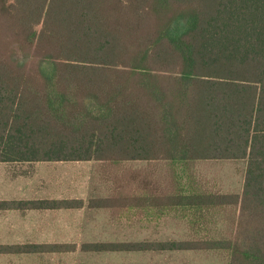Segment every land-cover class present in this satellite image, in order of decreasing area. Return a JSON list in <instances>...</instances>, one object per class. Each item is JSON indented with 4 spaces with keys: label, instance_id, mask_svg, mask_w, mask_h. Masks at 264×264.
I'll return each instance as SVG.
<instances>
[{
    "label": "trees",
    "instance_id": "trees-1",
    "mask_svg": "<svg viewBox=\"0 0 264 264\" xmlns=\"http://www.w3.org/2000/svg\"><path fill=\"white\" fill-rule=\"evenodd\" d=\"M7 1L0 37L34 56L28 65L0 54V163L168 161L189 188L178 185L167 207L204 235L84 248L220 250L229 264H264V0ZM242 160V198L197 187L188 174L198 161ZM82 203L3 201L0 210ZM240 204L243 236H209L215 209ZM74 249L1 244L0 256Z\"/></svg>",
    "mask_w": 264,
    "mask_h": 264
},
{
    "label": "rangeland",
    "instance_id": "rangeland-1",
    "mask_svg": "<svg viewBox=\"0 0 264 264\" xmlns=\"http://www.w3.org/2000/svg\"><path fill=\"white\" fill-rule=\"evenodd\" d=\"M7 1V5L12 4ZM38 26L36 30H40ZM3 58L30 64L34 56L16 39L0 37ZM188 174L196 186L232 198H242L247 161H198ZM194 175H193V174ZM176 171L168 161H92L69 163L0 164V199L30 201H82V208L51 212L0 215V245L69 244L75 251L58 254L0 256V264H229L225 251H136L93 252V244H153L185 241L192 232L188 221L177 215L164 218L146 216L139 223L129 213L130 202L173 204L178 190L189 188L176 182ZM28 201V200H26ZM79 206V205H76ZM221 212L217 208L209 236L235 240L246 232L241 204ZM177 216L179 220L175 217Z\"/></svg>",
    "mask_w": 264,
    "mask_h": 264
},
{
    "label": "crops",
    "instance_id": "crops-1",
    "mask_svg": "<svg viewBox=\"0 0 264 264\" xmlns=\"http://www.w3.org/2000/svg\"><path fill=\"white\" fill-rule=\"evenodd\" d=\"M64 163V162H62ZM0 164H32V163H0ZM2 188V187H0ZM30 201V199H23V198H7V199H0V202L3 201H7V202H24V201ZM82 208V207H81ZM61 210V209H60ZM135 212H133V211ZM51 211H56V210H51ZM48 210H15V209H11V210H0V215H21L23 216L25 213H30V212H35V213H42V212H51ZM133 212L132 214L130 212ZM129 213L131 216H133V218L135 217V219L137 221H139V223L142 224L141 220L144 218L145 220H148V218L146 216H152V217H156L158 218V221H162V219L164 218H169L172 215H177L181 220H184L187 222V220L185 219L184 215L186 214V212L184 210H181L180 208L177 209V211L171 212L170 213V208L167 207V204H151L150 202H147V204H141L136 206L135 204H133V202H130V208H129ZM175 216L178 220L179 218ZM188 225L191 227V224L189 222H187ZM197 230V229H196ZM192 232H195L194 229H192ZM197 233V232H196Z\"/></svg>",
    "mask_w": 264,
    "mask_h": 264
}]
</instances>
